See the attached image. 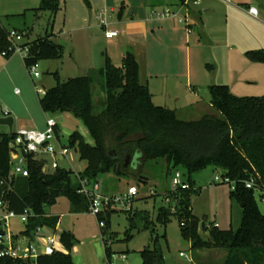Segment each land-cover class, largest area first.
Masks as SVG:
<instances>
[{
    "label": "trees",
    "instance_id": "16d2710c",
    "mask_svg": "<svg viewBox=\"0 0 264 264\" xmlns=\"http://www.w3.org/2000/svg\"><path fill=\"white\" fill-rule=\"evenodd\" d=\"M60 0H40L34 10L56 13ZM10 45L8 30L0 23V53ZM28 52L23 57L25 66L43 59H61L65 45L52 39V35H39L26 42ZM10 52L5 57L9 58ZM248 60L264 63V48L245 52ZM56 84L38 98L44 113L70 112L88 129L93 144L74 131L69 144L86 162L82 174L96 180L104 172L139 176L149 160H164L167 167H183L190 188L171 192L177 200V211H162L163 222L170 214L178 215L183 238L192 248H219L227 251L223 264H264V213L255 202V188H247L245 181L254 178L264 190V95L242 96L226 84L208 86L210 103L220 113L203 114L199 119L181 120L173 109L154 104L147 86L139 81V66L134 56L127 52L120 66L106 59L101 74L104 97L93 100L90 75L60 80L54 73ZM12 132H0V198L8 209L21 213L28 209V218L20 236L31 237L42 227L55 228L58 217L46 214L44 207L53 204L60 196L70 201L72 213L88 209V201L77 192L70 169L57 168L44 173L41 164L28 157V176L10 173V142ZM129 162L125 166L126 159ZM133 166V167H132ZM207 167L222 171V176L234 187L229 197L241 206L242 219L237 229L206 228L190 209V198L198 191L192 175ZM132 170V171H131ZM172 171V170H169ZM172 173V172H171ZM113 206L97 216L110 224ZM132 217H130L131 219ZM209 231L204 240L200 230ZM103 234V233H102ZM131 233L127 232L126 238ZM60 249L40 254L36 264H77L69 250L74 237L68 230L59 233ZM107 259L109 247L105 248ZM141 264H164L161 248H143L139 251ZM0 264H26L23 260L0 257Z\"/></svg>",
    "mask_w": 264,
    "mask_h": 264
},
{
    "label": "rangeland",
    "instance_id": "374dc122",
    "mask_svg": "<svg viewBox=\"0 0 264 264\" xmlns=\"http://www.w3.org/2000/svg\"><path fill=\"white\" fill-rule=\"evenodd\" d=\"M39 3L40 0H0V22L8 31L14 29L23 33L19 45L32 41L46 32L62 34L64 38L62 43L65 45L63 57L38 60L36 70L40 76L35 78L24 64V53L12 52L9 58L0 53V66L9 62V69L0 77V111L2 110L4 116L13 118L12 131L22 127L33 129L32 118L35 120L38 118L37 120L44 121V124L47 118H53L60 130L61 144L68 147L69 151L67 157H61L58 162L61 167L73 172L74 183L78 185L76 175L82 174L86 162L81 160L77 150L70 146V135L78 131L89 144H93V139L83 122L70 112L43 114L38 105V98L42 94L37 91L42 87L45 89L53 87L56 84L54 76L56 72L60 80L84 74L86 66L91 65L89 61L87 62L90 54L85 53L83 47L70 48V34L64 21V11L58 10L56 13L44 11L38 14L33 8L38 7ZM173 9L179 16L184 15V9L179 10L176 7ZM98 14L104 15L108 22L112 13L108 7H102ZM107 29L116 30L109 24ZM92 35L93 42L90 49L89 47L86 49L91 50L90 61L98 64L107 58L106 49L113 46V39L105 37L104 29L99 23L98 27L92 30ZM206 38L208 45L202 43L200 53L203 61L202 64L199 63V67L207 71V83L193 87L191 91L184 90L177 103L175 101L167 103L172 109L178 108L179 111L175 109L176 116L181 120L199 119L206 113L220 116V113L208 104V84H227L233 92L242 96L264 95V63L252 62L245 54L238 56L235 45L232 51L234 53L226 56L224 42L209 36ZM213 45L216 46L214 53L211 52ZM109 59L120 62L116 54H111ZM92 72L97 73L95 70ZM15 90L19 93H15ZM103 97V84L97 78L93 84V100L98 102ZM157 100H160L159 97ZM3 129V126H0V130ZM177 168L186 180V170L180 166ZM169 170H172V173L175 171L174 168L167 167L164 160H149L144 164V172L139 175L143 179L131 174H118L113 170L101 173L96 180L99 182V193L102 195L122 197L131 187L137 190L129 201H120L113 206L110 224L101 227L97 216L88 209L72 213L69 199L60 196L55 203L44 207L46 214L58 217L56 231L53 228H43L33 236L32 244L41 245L46 235H54L57 238L62 230H68L74 237L69 253L77 264H141L139 251L146 247L158 246L162 250L164 264H223L226 250L192 248L190 241L183 243L185 239L181 235L178 215L170 214L169 220L163 222L162 211L167 209L175 213L178 206L171 193L174 189ZM215 175L220 177L219 182H214ZM192 180L198 189L190 198L192 213L200 221L217 222L220 230L237 229L241 223L242 210L241 206L229 197L234 183L224 181L222 171L213 167L194 173ZM254 199L258 209L264 213V195L259 189L255 190ZM10 226L12 232L17 234L23 229L24 224L14 218ZM128 230L131 237L127 239ZM199 233L202 239H209L207 229L200 230ZM106 247H109V259L105 253Z\"/></svg>",
    "mask_w": 264,
    "mask_h": 264
},
{
    "label": "crops",
    "instance_id": "0c3cea01",
    "mask_svg": "<svg viewBox=\"0 0 264 264\" xmlns=\"http://www.w3.org/2000/svg\"><path fill=\"white\" fill-rule=\"evenodd\" d=\"M180 1L60 0L59 10L64 11V21L67 23L70 34V48L83 47L85 48L84 52L90 54L87 62L89 61L91 65L86 66L84 74L81 73L77 76L90 75L93 89L97 78L102 82L101 74L106 59H109L111 54L118 55L119 63L111 61L114 65L119 66L122 64L123 56L129 52L138 63L139 81L142 85L147 86L154 104L170 108L171 106H168L167 103H171V101L177 103L184 90L191 91V88L207 83V71L199 67V63L202 64L203 61V59L201 61L202 54L200 53L203 47L202 43L205 46L208 45L207 36L225 43L226 56L234 53L232 52L234 45L238 56L245 54L248 50L264 48L262 47L264 45V0H232L231 3L222 0H202L199 4H192L182 9L179 8ZM250 6L257 8L256 17L248 13ZM102 7H108L112 13L107 24L112 29H116L118 34L111 38L105 36L107 39H113V46L106 49L107 58L105 61L95 64L90 61L92 59L91 50L88 51L86 47L90 49L94 39L92 30L98 27V23L101 24L98 11ZM175 7L179 10L184 9V15L180 16L184 18V23L179 22L178 18L151 16L165 9L174 11ZM50 33L55 41H63L62 34L56 35L52 31L45 34ZM213 46L211 52L214 53L216 46ZM8 69L9 62L2 63L0 77ZM93 70L97 73L92 72ZM158 97L160 100H157ZM208 104L213 108L210 97ZM175 109L179 111L178 108ZM42 113L46 114L43 111ZM0 117H5L2 110ZM32 119H34L31 125L33 129L45 128L44 121L40 122L37 120L38 118ZM0 126L4 128L0 132L12 131L5 125ZM168 173L171 174V171ZM139 177L143 179L142 176ZM58 223L59 219L53 228L54 231H56ZM33 236L34 234L31 236V240ZM57 241L58 249L65 251L59 241V236H57ZM42 244L38 246H46L44 239Z\"/></svg>",
    "mask_w": 264,
    "mask_h": 264
},
{
    "label": "built area",
    "instance_id": "2783aa9c",
    "mask_svg": "<svg viewBox=\"0 0 264 264\" xmlns=\"http://www.w3.org/2000/svg\"><path fill=\"white\" fill-rule=\"evenodd\" d=\"M202 0H181L179 8H187L188 6L194 4H199ZM226 3H231L232 0H222ZM248 13L254 17L257 16V8L255 6H250L248 8ZM151 16L155 17H172L178 18V21L184 23L183 17L178 15V12L172 11L170 9H165L161 12L154 13ZM100 18L101 25L104 28V34L107 38L116 36L118 33L116 30L107 29V22L104 15L98 16ZM23 33L17 30H9L8 38L10 40V45L7 50H4L1 54L6 56L8 52H16L18 54L28 52V46L24 44L19 45L18 43L22 40ZM25 57V56H24ZM37 64H31L28 69H30L33 77L38 78L40 76L39 72L36 70ZM45 87L38 89V93L44 94ZM19 93L18 90H15ZM13 133V138L10 142V173L12 176H28V157L30 156L33 160L41 164V170L44 173H52L57 168H63L59 164V159L61 157L66 158L69 153L68 147L61 144L60 140V130L56 121L53 118H47L45 120L44 129H28L25 127L19 128ZM78 179L77 192L83 194L88 201V211L96 216L103 214L105 210L110 206H114L120 201H129L136 193L135 187H131L129 191L120 196H106L99 193L100 185L98 180H90L83 174L76 175ZM223 180L229 182L227 178L222 176ZM220 177L215 175L214 182H219ZM171 182L173 191L178 189H189L190 186L186 182L179 170H175L171 173ZM245 186L247 188L261 189L256 183L254 178H250L245 181ZM261 191V190H260ZM264 195V190L262 191ZM32 213L28 209H24L21 213H16L13 210L7 208L5 202L0 198V257H10L12 259L23 260L26 264H36V259L40 254L51 253L54 250H58V241L54 235H46L44 240L46 243L45 247H40L34 245L31 242V237L20 236L19 233L14 234L11 230V220L16 218L24 225ZM101 227L104 226V221H99ZM206 228H218L217 222H205ZM46 228L42 226L38 228L35 232ZM184 255L183 253H180Z\"/></svg>",
    "mask_w": 264,
    "mask_h": 264
},
{
    "label": "water",
    "instance_id": "95a60500",
    "mask_svg": "<svg viewBox=\"0 0 264 264\" xmlns=\"http://www.w3.org/2000/svg\"><path fill=\"white\" fill-rule=\"evenodd\" d=\"M0 125L7 126L11 131L13 126V118L11 116L0 117ZM128 162H129V158L126 159L125 166L127 165ZM184 242L186 243L187 241Z\"/></svg>",
    "mask_w": 264,
    "mask_h": 264
}]
</instances>
